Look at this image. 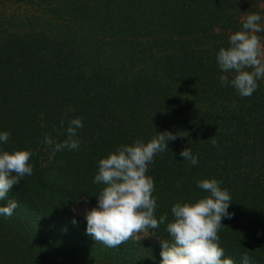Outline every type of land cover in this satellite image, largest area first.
Returning <instances> with one entry per match:
<instances>
[{"label": "trees", "instance_id": "obj_1", "mask_svg": "<svg viewBox=\"0 0 264 264\" xmlns=\"http://www.w3.org/2000/svg\"><path fill=\"white\" fill-rule=\"evenodd\" d=\"M5 1L0 132L10 139L0 150L34 155L33 174L0 200L19 205L11 218L0 216V264H160V241L170 239L165 225L108 248L86 233L74 204L96 205L101 158L164 131L177 138L146 173L157 218L167 212L171 220L173 204L207 195L198 180L215 179L234 213L218 232L225 257L264 264V79L241 97L220 83L233 74L216 61L248 14L264 25V0H25L64 12L30 31L1 21ZM69 118L82 120L80 148L53 155L45 134L63 142ZM186 147L196 165L179 155Z\"/></svg>", "mask_w": 264, "mask_h": 264}, {"label": "clouds", "instance_id": "obj_2", "mask_svg": "<svg viewBox=\"0 0 264 264\" xmlns=\"http://www.w3.org/2000/svg\"><path fill=\"white\" fill-rule=\"evenodd\" d=\"M261 19L257 13L248 14L241 30L230 35L229 47H221L216 55L218 67L225 74H233L231 79L221 75L220 83L230 85L241 97H250L258 87L257 81L264 79V43L258 35L264 32ZM60 123L63 127L65 121ZM82 127L80 118H69L63 142L47 134L43 142L53 155L58 151H77L81 144L77 130ZM176 138V134L164 131L147 143L137 140L132 145H121L98 161L93 183L101 187L95 195L96 206L85 212L86 233L105 247L117 248L133 237L139 241L142 232L165 225L170 239L160 241V264H235L232 258L225 257L219 244L218 232L226 226L222 219H232L234 213L228 211L232 203L229 192L217 180H198L197 187L207 195L173 204L171 220L167 212L158 218L155 214L158 208L153 196L155 184L146 173L154 157L168 151V142ZM9 139V132H0V143L6 144ZM33 155L30 150H0V200L7 197L14 185L33 174L30 164ZM179 155L192 165L198 163L189 147ZM176 187L181 185L177 183ZM18 207L15 200H8L5 206H0V216L11 218ZM242 264H250V257L245 255Z\"/></svg>", "mask_w": 264, "mask_h": 264}, {"label": "rangeland", "instance_id": "obj_3", "mask_svg": "<svg viewBox=\"0 0 264 264\" xmlns=\"http://www.w3.org/2000/svg\"><path fill=\"white\" fill-rule=\"evenodd\" d=\"M2 5H4L5 7V9L3 8L5 11V14L3 12L1 21L4 22L6 26H8V29L10 31L12 30H22V31L35 30V29H38L40 26L47 24L46 23L47 20L52 21L54 18H59V17H62L60 15H64V12L58 9H55L56 14H52L53 12H50L48 10L51 8H47L46 6L42 5L38 1L28 2L25 0L23 1L6 0L5 3L2 2ZM83 10H85L86 12L85 11L84 12L85 14H87L88 9H83ZM48 25L50 24L48 23ZM95 206H96L95 204H91L85 201H80L74 204V211L78 215H80L83 219H85V212L87 210H91ZM139 235L140 237L149 236L148 232L146 233L142 232Z\"/></svg>", "mask_w": 264, "mask_h": 264}]
</instances>
